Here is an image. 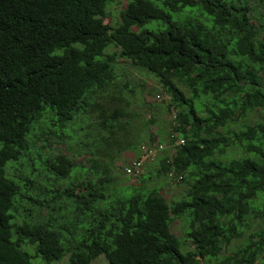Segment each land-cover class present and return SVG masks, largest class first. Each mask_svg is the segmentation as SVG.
I'll return each instance as SVG.
<instances>
[{"label": "trees", "instance_id": "trees-1", "mask_svg": "<svg viewBox=\"0 0 264 264\" xmlns=\"http://www.w3.org/2000/svg\"><path fill=\"white\" fill-rule=\"evenodd\" d=\"M110 2L0 0V264H264V0H126L113 28ZM110 45L169 97L175 149L153 175L180 176L179 200L149 175L119 187L115 153L141 147L128 114L91 123L117 78Z\"/></svg>", "mask_w": 264, "mask_h": 264}, {"label": "rangeland", "instance_id": "rangeland-1", "mask_svg": "<svg viewBox=\"0 0 264 264\" xmlns=\"http://www.w3.org/2000/svg\"><path fill=\"white\" fill-rule=\"evenodd\" d=\"M126 0H111L110 4L106 9V18L103 20L104 24L110 28L115 27L120 21V12L125 8ZM148 28L150 25H146ZM133 30H136L133 28ZM106 55L113 56L115 60V70L117 78L115 84L111 89V96L102 104L98 111L93 114L91 118L92 125L113 113L114 110L130 115L131 127L129 129L130 138L136 136L139 138V145L145 146L146 143H151L153 139L154 145H161L163 149L155 157H159L162 151L167 153H173L174 146H168V133L171 132V123L174 117L173 110H167L165 107L169 102V97L164 93L161 86H159L157 80L149 75L146 71L137 68L131 64V62L120 59L118 57L119 50L113 46H108L105 50ZM258 120H262L258 113H249L246 118V124L252 125ZM152 122V123H150ZM83 126H77L75 129L76 133L73 139L84 142V136L88 135V131L82 130ZM228 128H233V125H229ZM57 134L58 129H55ZM86 138V137H85ZM160 143V144H159ZM43 142H37L36 146H42ZM71 144H73L71 142ZM48 153L55 152L53 149H46ZM65 154L69 157H73L72 154L65 151ZM242 154L239 152V155ZM139 150L129 151L123 150L119 154L115 153L117 162H115L113 172L119 175L121 183L119 187L125 186H137L136 178L126 176L124 168L130 162V160L137 158ZM152 161H146L143 165L141 174L149 175V181L147 182L148 187H156L159 189V194L162 195L167 201L172 202L179 200L185 195L186 186L181 182L178 183L177 179H171L162 176L157 177L153 175L155 168L156 159ZM77 161H81V158H76ZM10 163L7 164L6 168ZM10 174V169L8 170ZM82 173L74 172L71 177L75 178L80 176ZM140 174V175H141ZM64 184V182L62 183ZM118 193V192H117ZM184 224L180 220H174L172 223L171 232L174 236H178L180 241H184V234L187 231V223L182 219ZM257 221H251V229L246 233L256 231L258 226ZM184 225V229H183ZM239 245V243H233V246ZM30 255L33 254V249L30 246L24 245L22 247ZM192 249L191 244H186V250ZM185 250L183 249V252ZM68 256H65L59 262H53L51 264H65L67 263ZM40 259H33L32 264H42ZM45 264V263H44ZM91 264H107L103 256L98 257ZM258 264V263H256Z\"/></svg>", "mask_w": 264, "mask_h": 264}, {"label": "built area", "instance_id": "built-area-1", "mask_svg": "<svg viewBox=\"0 0 264 264\" xmlns=\"http://www.w3.org/2000/svg\"><path fill=\"white\" fill-rule=\"evenodd\" d=\"M176 145H179V146L183 145V141L178 140L176 142ZM162 149L163 147L161 145L150 144V145L141 146L139 150V157L130 160L127 166H125L124 168L125 175L129 177L137 178L141 174L144 163L146 161H152L157 156V154L161 152ZM169 176L174 177L173 174H169ZM180 178L181 177L179 176L176 179L180 180Z\"/></svg>", "mask_w": 264, "mask_h": 264}]
</instances>
